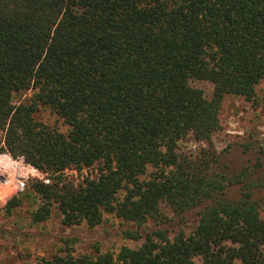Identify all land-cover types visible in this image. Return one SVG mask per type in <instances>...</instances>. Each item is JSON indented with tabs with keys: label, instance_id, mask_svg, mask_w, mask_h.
<instances>
[{
	"label": "trees",
	"instance_id": "1",
	"mask_svg": "<svg viewBox=\"0 0 264 264\" xmlns=\"http://www.w3.org/2000/svg\"><path fill=\"white\" fill-rule=\"evenodd\" d=\"M259 83L264 0H0V149L52 177L30 185V219L53 204L63 224L90 227L105 211L139 227L165 221L164 207L198 211L190 233L156 228L135 248L49 264H264V177L221 170L210 142L223 96L250 99ZM41 107L66 130L37 120ZM193 131L207 145L180 151ZM92 166L78 183L64 174Z\"/></svg>",
	"mask_w": 264,
	"mask_h": 264
},
{
	"label": "rangeland",
	"instance_id": "2",
	"mask_svg": "<svg viewBox=\"0 0 264 264\" xmlns=\"http://www.w3.org/2000/svg\"><path fill=\"white\" fill-rule=\"evenodd\" d=\"M189 83L201 89L206 98L212 96L211 82L192 79ZM35 118L66 130L62 119L46 107H41ZM2 139L3 132L0 130V146ZM210 142L218 153L216 165L221 170L232 174L247 166L254 170L253 177H264V84L256 85L255 94L250 99L230 94L223 96ZM205 145V136L193 131L179 143V150L194 152ZM96 173V166L64 170L67 178L75 183L87 177L93 178ZM45 178L49 179L47 184L52 183L50 174L25 163L22 157L13 158L0 149V264H49L56 256L93 255L96 249L117 251L120 246L135 248L148 231L163 228L170 236L180 229L190 233L198 220L197 209L175 215L164 207L162 219L165 218V221L156 224L149 221L140 227L109 211H105L102 221L93 227L85 221L65 225L61 222L57 205L53 204L47 219L33 222L29 213L36 208L38 198L32 194L30 185ZM20 183L23 184L21 189ZM227 191L232 196H237L239 192L236 186ZM122 195L118 194L117 198ZM13 196H17L20 203L7 212L5 204ZM254 198L264 213V186L255 190Z\"/></svg>",
	"mask_w": 264,
	"mask_h": 264
},
{
	"label": "built area",
	"instance_id": "3",
	"mask_svg": "<svg viewBox=\"0 0 264 264\" xmlns=\"http://www.w3.org/2000/svg\"><path fill=\"white\" fill-rule=\"evenodd\" d=\"M43 181H44V183H48V182H49V179H48V178H45ZM22 186H23V184H22V183H20V187H19V189H21V188H22Z\"/></svg>",
	"mask_w": 264,
	"mask_h": 264
}]
</instances>
